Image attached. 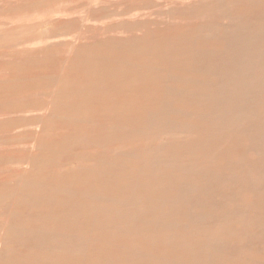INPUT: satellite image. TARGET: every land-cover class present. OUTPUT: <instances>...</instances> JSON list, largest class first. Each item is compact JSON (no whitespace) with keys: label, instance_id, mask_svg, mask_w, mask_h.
Instances as JSON below:
<instances>
[{"label":"rangeland","instance_id":"1","mask_svg":"<svg viewBox=\"0 0 264 264\" xmlns=\"http://www.w3.org/2000/svg\"><path fill=\"white\" fill-rule=\"evenodd\" d=\"M6 1L0 264H264V0Z\"/></svg>","mask_w":264,"mask_h":264},{"label":"bare ground","instance_id":"2","mask_svg":"<svg viewBox=\"0 0 264 264\" xmlns=\"http://www.w3.org/2000/svg\"><path fill=\"white\" fill-rule=\"evenodd\" d=\"M10 1H12V0H10ZM204 1L205 0H190L189 2H186V3H181L180 2L178 4L179 6L174 7V9H168V10L162 9V7L160 8L158 6L159 4L154 3L153 6H158V8L155 10L154 13H155L156 18H158V16H162V18H163V16H166V18H173V19L174 18H179L180 19V18H184V17L200 18V17H203V14L200 12V10H203V7L201 6V3H203ZM5 3H9V0H7ZM196 5H199L201 7L194 8L192 10L190 9L191 6H196ZM35 6H36V4L33 3V4H30V5L22 6V8H33ZM182 6L185 7V8H183L185 10H183V12H181V13L175 14L174 11L176 10V8L177 7H182ZM128 10H129V8L128 9H124L122 12H120L117 15H126V13L129 12ZM160 22L163 23L164 21L160 20ZM144 23H146V22H142V23L139 24L141 28L146 26V25H143ZM136 26L137 25H135V26H127V27H120V28L119 27H115V26H109L107 28V30H108V32L116 33V35L121 34V33H126V32H128L130 30L141 31V29L138 28V26L137 27ZM101 28H103V27H101ZM88 31H90V30H88ZM55 36H57V35H52L53 38H55ZM121 53H124V51L121 52ZM122 82L120 83V86L115 87L114 90H119L122 87ZM32 110H36V108L28 107V108L25 109L24 107H20V108H17V109H13L10 112H12V113L13 112L24 113L25 111L26 112L27 111L31 112ZM172 199H166V201H172ZM156 200H157V198H156ZM125 216H127V215H125L124 213L122 214V213L118 212L117 215H114V216L112 215V218L111 219L109 218V220H111L112 223L113 222L117 223V222H120L122 220V218L125 217ZM148 227H149L148 229H151L149 225H148ZM195 231L196 230L193 229L192 231H187V233L182 232V234H180V235L177 234V235H174V236L176 238H179V239L183 240V241H180V242H187V241L191 240L190 238L196 234ZM143 232H145V231L143 230ZM152 238H153L152 240H151V238L147 239V240H150V241H139V243L138 242H133L134 244H133V246L130 247V250L127 253V255L125 256V258H123V263L122 264H139L141 261L144 260L143 258L149 252V250H153L155 248L160 249L161 247H164V248H162V250L164 249V253L160 257L164 261V263H162V264H189L188 257L184 258L181 255H179L177 253V251L174 249L175 246H174L173 243H169L168 241H163V239L160 240L158 237H156V238L152 237ZM167 245L169 246L168 250L165 249V247H167ZM197 247H199V249H200L201 247H203V243L201 242V243L197 244ZM143 262H144V264L148 263V262H145V261H143Z\"/></svg>","mask_w":264,"mask_h":264}]
</instances>
